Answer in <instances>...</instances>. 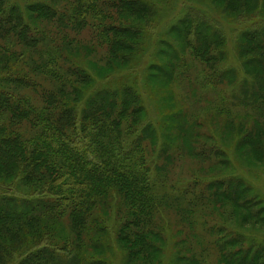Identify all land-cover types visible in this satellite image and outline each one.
Wrapping results in <instances>:
<instances>
[{
	"label": "rangeland",
	"instance_id": "374dc122",
	"mask_svg": "<svg viewBox=\"0 0 264 264\" xmlns=\"http://www.w3.org/2000/svg\"><path fill=\"white\" fill-rule=\"evenodd\" d=\"M3 1L23 19L31 16L30 7L36 5L45 4L54 12L53 20L43 21L36 29L31 26L35 29L30 34L37 42L35 48L0 36L1 50L15 52L17 67L26 75L30 71L26 66L28 55L40 64V53L47 47L48 53L41 57L43 64L52 60L51 55L56 57L55 49L69 58L67 47L75 48L77 66L91 80L86 92L95 96L119 93L140 105L146 114L141 129L150 127L153 133L148 139L139 138L129 159L141 175V185L134 184L130 167L119 170L122 177L115 175L112 179L110 175V183L100 184L107 186L111 195L107 244L102 246L107 263L141 264L137 258H129L126 248L117 243L116 230L120 223L129 221L125 208L128 201L117 188L138 196L134 200L140 210L133 214L138 218L131 222L130 231L142 235L153 247L150 251H156L145 252L143 264H226L224 256L239 249H251L252 255L264 253V223H255L256 219L245 217L243 212L262 211L259 217H264V158L241 147L239 134H228L227 126L231 118L236 125L243 121L251 133L260 129L254 122L264 126V113L253 116L262 99L254 102L252 93L248 95L252 87L258 89L253 75L257 78L260 67L256 63L248 67L245 61L249 56L239 55L247 41L244 34L251 30L254 36V31L264 28V0L252 10L251 21L249 17L226 16L211 0H143L149 6H145L142 18H138L141 13L118 12L113 0H85L82 4L81 0ZM81 5L89 9L87 26L76 31L73 18ZM197 23L217 35L207 53L197 51L193 28ZM114 24L121 28L137 26L136 31L142 34L115 57L110 55L108 37L100 29ZM48 66L53 72L63 73L66 65L62 67L59 62L52 66L48 62ZM154 66L165 72L155 74ZM28 75L31 79L19 78L30 85L29 89L18 93L29 100L30 109H36L45 99L42 93L55 91L57 83L50 76ZM69 89L70 85H65V93ZM117 104L113 116L118 115L120 101ZM22 105L23 110L26 107ZM126 124L121 138L128 149H135L130 143L138 138L131 134L128 119ZM181 127L186 134H181ZM22 133L30 135L32 131L25 128ZM109 151L112 149H98L100 155ZM232 180H241L247 186L241 206L246 210L222 195ZM216 183L225 185L218 187ZM234 240L238 243L226 246ZM45 241L55 242L57 248L68 247L58 240ZM91 244L85 240L86 255L93 253Z\"/></svg>",
	"mask_w": 264,
	"mask_h": 264
},
{
	"label": "trees",
	"instance_id": "16d2710c",
	"mask_svg": "<svg viewBox=\"0 0 264 264\" xmlns=\"http://www.w3.org/2000/svg\"><path fill=\"white\" fill-rule=\"evenodd\" d=\"M113 1L118 12L126 11L130 15L141 13L138 18L145 15L144 8L149 6L143 0ZM211 1L226 16L249 17L251 21V12L261 0ZM30 11L31 16L23 19L0 0V36L13 37L24 47L35 48L37 42L32 39V32L43 21L53 20L54 12L45 4L30 7ZM88 12L86 5L75 11L73 22L76 31L87 26L85 19ZM136 27L128 25L121 28L114 24L100 28L108 37L106 45L110 55L115 57L128 50L131 40L134 44L137 42L142 34L136 31ZM193 28L198 39L197 51L209 52V45L217 40V35L203 24L197 23ZM173 30L178 31L176 27ZM253 33L254 36H251L250 30L244 34L247 41L246 45H241L239 55L249 56L245 61L248 67L255 63L260 67L261 73L257 78L252 74L254 81L258 80V89L252 87L248 94L252 93L254 102L262 99L253 113V116L260 117L264 113V28H258ZM46 48L38 58L40 64H35L37 62L28 55L26 66L34 77L50 76L57 83V89L42 93L45 99L42 98L36 109H30L27 106L29 100L18 93L30 87L19 78L31 79L28 72L26 75L23 68L17 67L15 52L0 48V264H109L102 254V246L107 244V225L112 209L108 201L111 195L110 189L100 184L110 183V175L112 179L115 175L122 177L119 170L130 167L134 184L140 186L141 175L131 167L129 159L137 149L139 138L148 139L153 132L150 127L141 129L146 114L140 105L129 101V97L123 98L119 93H98L95 96V93L86 92L91 80L77 66L75 48L67 47L69 58L55 49L56 57L53 54L52 60H48L52 66L59 62L62 67L66 65L63 73L48 69V62L42 64V55L48 53ZM152 69L157 75L165 72L157 66ZM65 85H70L66 93ZM117 101L121 105L118 115L113 116L119 106ZM22 104L26 107L23 110L20 108ZM127 119L133 129L131 134L138 138L135 143H130L135 149H128L127 142L121 138ZM254 123L260 129L251 133V128L246 130L243 121L236 125L233 118L228 119V134H239L241 147L246 146L251 155L264 158V126ZM25 128L31 129L32 133L24 135L22 131ZM179 129L182 135L187 133L183 127ZM100 147L111 148L112 151L108 155H100ZM223 185L225 183L215 184L218 187ZM116 190L129 204H125L129 221L120 223L116 230L117 243L126 248L124 250L128 251L129 258H137L143 264L144 253L153 247L142 235L130 231L131 222H136L138 218L133 214L140 210V205H136L134 200L138 196H130L132 192L124 193L122 188ZM246 192L247 186L243 181L232 180L222 195L229 198L234 206L243 209L242 197ZM243 212L245 217L256 219L255 223H264V217H259L262 211ZM45 239L58 240L68 247L57 248L55 242L44 244L47 243ZM85 240L92 243V254L86 255ZM235 243L238 241L228 242L226 246ZM250 252L251 249H239L223 258L226 264H264L261 261L264 257L262 251L255 255Z\"/></svg>",
	"mask_w": 264,
	"mask_h": 264
}]
</instances>
